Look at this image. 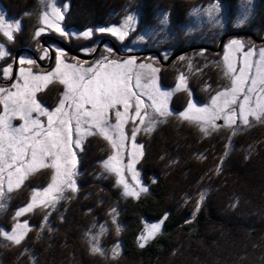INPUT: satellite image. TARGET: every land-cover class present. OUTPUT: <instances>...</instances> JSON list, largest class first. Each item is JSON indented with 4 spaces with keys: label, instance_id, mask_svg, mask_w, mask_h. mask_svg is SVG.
Listing matches in <instances>:
<instances>
[{
    "label": "trees",
    "instance_id": "16d2710c",
    "mask_svg": "<svg viewBox=\"0 0 264 264\" xmlns=\"http://www.w3.org/2000/svg\"><path fill=\"white\" fill-rule=\"evenodd\" d=\"M24 1L31 0H3L2 4L7 13L17 16ZM65 1L69 7L65 25L75 28L108 20L117 22L127 9L138 14L139 28H144L150 26L156 11H164L175 32L165 46L175 52L202 43L179 33L178 28L184 24L190 7L211 0ZM219 1L228 9L235 7L238 0ZM255 2L257 13L253 23L244 26L246 29L230 30L239 31L241 34H236L239 37L248 36L243 34L246 31L252 32L254 37L249 36L257 41L255 38L264 33V0ZM228 28L223 34L230 32ZM31 39L23 34L15 36L11 49L14 53L21 47L31 49ZM65 44L77 50L82 42L71 39ZM217 46L218 43L212 45L215 49ZM197 51L198 48H190L182 52L184 59L176 57L170 63H160V79L170 85L180 69L187 74L192 97L203 100L226 78L218 51L211 48ZM61 89V85H55L47 91L46 98L57 97ZM43 97L40 98L48 107ZM173 120L162 131L141 141V167L147 191L119 202V221L123 227L117 232L110 226L102 236L108 246L119 242L118 255L109 253L105 245L102 253H93L84 233L92 218L106 219L109 224L107 211L118 198L112 187L104 184L100 187V203L90 188L88 194L84 191L73 197L66 193L68 199H61L55 207L32 212L31 226L20 244L0 242V264H264V120L246 128L219 126L207 135L195 124ZM95 139L101 141L88 138L89 146L78 153L86 179L94 160L103 155L100 153L104 148L95 147L98 143L93 147L91 140ZM42 170L30 175L20 189L11 193L12 202L23 201L30 187L47 181L49 172ZM142 219L162 222L161 230L143 247L137 242Z\"/></svg>",
    "mask_w": 264,
    "mask_h": 264
},
{
    "label": "snow or ice",
    "instance_id": "6c2138e0",
    "mask_svg": "<svg viewBox=\"0 0 264 264\" xmlns=\"http://www.w3.org/2000/svg\"><path fill=\"white\" fill-rule=\"evenodd\" d=\"M46 8L41 15V23L60 35H70L60 23L64 20L67 7L62 9L57 7L53 0H47ZM218 11L219 5L216 4L207 9L209 16H214ZM161 22L167 23V18ZM134 26L135 17L129 15L121 25L101 28L99 31L108 32L123 41ZM45 27L36 30L35 37L41 36ZM20 30L19 21L8 22L4 15H0V34L8 41H13L15 33ZM92 34V31L88 30L80 35L88 38ZM243 47L238 40H232L225 46V75L231 76L230 88L212 97L210 106L197 107L189 100L187 109L179 114L184 120L199 123L205 135L208 134L209 127L213 129L219 127L215 124L217 119H223L225 126L228 127L237 125V121L249 126L250 118L264 120V49L259 50V59L255 61L252 60L256 55L253 49L244 52L243 62L237 69L230 61L229 53L238 52ZM43 52L41 59L48 54L47 49ZM8 55L9 52L0 43V59ZM64 55L62 51H56V68L51 72L33 74L30 68L28 70L21 68L20 76L12 83L11 88H0V104H3L4 108L3 114H0V201L6 198L7 193L20 189L30 175L42 168L53 169L51 183L42 192H33L31 202L15 213L17 218L32 211L41 196L44 199L39 201V206L55 207V202L63 198L66 189L73 192L77 190L74 179L77 174L75 172L77 160L73 149L82 151L83 142L88 136L99 134L109 141L116 154L104 162V167L107 171L121 176L122 169L117 165L121 159L120 149L125 147L123 142L128 139L124 126L129 120L133 122L131 139L135 151L128 153L131 159L127 168L133 173L134 178L138 177L134 166L138 160L137 153L142 156L143 151L142 146L135 143L137 132L143 126V131L150 133L160 122L157 117L171 116L173 113L168 108L169 99L174 91L186 88V77L181 74L175 90L162 91L155 75L159 69L151 64H137L135 58L118 62L104 57L95 65L83 68L65 63L62 59ZM19 63L34 65L35 61L21 58ZM253 66L256 68L254 75L251 74ZM146 69L149 71H143ZM11 76L12 67L9 65L3 69V78L10 79ZM57 78L65 86V91L55 110L48 111L36 99V92L43 90ZM133 79L134 87L131 83ZM140 89L142 91H137ZM145 93L151 101L148 105L141 99ZM133 100L135 105L132 103ZM117 106H122L124 111L121 112ZM133 107L134 114L130 115L129 109ZM113 109L116 110L115 124L109 122L108 115ZM33 113L37 114L35 118ZM39 116L47 117L46 126L39 120ZM14 118H19L23 124L13 127ZM137 119L139 124H136ZM112 161H115V164L111 163ZM117 183L124 185L125 195L138 196L140 192L147 191L146 187L139 184L138 179L136 186L139 191L135 188L130 189L123 179H118ZM203 198L202 194L201 201ZM3 207L4 204L0 203V209ZM161 223L152 224L146 230V234L140 237L141 247L160 231ZM28 230L27 222L17 223L11 233L2 232L0 235L15 244H20ZM92 239L96 241L92 245V252L102 253L98 238ZM113 254H119L118 247L113 249Z\"/></svg>",
    "mask_w": 264,
    "mask_h": 264
},
{
    "label": "rangeland",
    "instance_id": "374dc122",
    "mask_svg": "<svg viewBox=\"0 0 264 264\" xmlns=\"http://www.w3.org/2000/svg\"><path fill=\"white\" fill-rule=\"evenodd\" d=\"M3 0H0V15H4L6 20L8 22H15L19 21L21 23V30L15 33V36L18 35H27L31 37L30 45H31V51L35 50L36 52H30L26 49H19L17 51V55L15 57L16 62L13 66V50L11 49V43L13 44V41H8L7 38H5L2 34V39H0V43H2L6 50L9 52V55L4 57L3 59H0V88H11V85L13 82L17 80V78L20 76V69L24 68L25 70L31 69V72L33 74H44L51 72L53 69L56 68V51L60 50L65 55L62 57L64 59L65 63L67 64H73L77 65L83 68H87L90 66L95 65L98 61L103 60L104 57H108L110 60H116L118 62L129 59V58H135L136 63H145V64H151L153 67L158 68L159 72H157L155 75L157 77V83L159 84L162 91H173L176 89V85L178 82V77L183 74L186 77V88H181V90L174 91V94L171 96V98L168 101V108L173 113L171 116L167 117H157L158 122L154 128V130L150 133L143 131V126H141V130L137 132L135 137V143L137 145L142 146L143 151V140L145 138L150 137L152 133L156 131H162L166 124L171 123L174 121L173 119L177 120H184L180 118L179 114L181 112H184L185 109L188 107L189 100H191L194 104H196L197 107H205L210 106L212 97L216 96L218 93L223 92L225 89L230 88L231 86V76H226V66L224 61L225 56V46L229 45L230 41L232 40H238L240 41L244 47L238 51V52H230V61L239 69L243 62V53L247 52L249 49H253L256 52V55L252 57V60H258L259 59V50L264 49V33L262 36H260L257 41L252 39L249 35L254 34L252 32L246 31L248 33H243L248 36H237L236 34H241L239 31L230 30L232 28L240 29L245 28L246 25H250L249 23H253L255 20L254 15L257 13L256 7L257 3L255 0H238L235 7L226 8L225 5H223L219 0H211L209 2H206L204 4H196L193 7H190V9L185 14V22L183 25L179 26L178 32H182L183 35H191L193 40H201L202 43H195L194 45H200L205 44L209 45L211 43L212 45H217V43H220L217 46V48H211V50L215 52H219L218 57L221 62V68L222 73L224 74V77L226 78L223 83H221L211 94H205V98L203 100H196L192 97L190 89L188 87V77L185 72L182 70H177L175 72L174 78L170 80L171 84L167 85L163 83V80L160 79L161 76V69H160V62L157 60V56L151 51V49H155L159 51V56L161 60H167L172 52V50H168L165 46L167 40H170L173 35L174 31L172 30L169 22H168V16L167 13L162 11H156L154 13L153 21L148 27L139 28L140 19L138 17V14L133 12L132 9H127L123 14L119 16V19L117 22H114L112 20H108L106 22H103L101 24H94L92 26L88 25L83 28H75L73 26L65 25L66 21V14L69 10V7L67 5V2L65 0H53L55 5L60 8L67 7V11L64 13V20L61 21V27L70 35H60L57 31L46 28L41 23V15L43 12L47 10L46 3L47 0H31L29 2L24 1L23 6L17 13V16H12L9 13H7L6 9L4 8L2 4ZM219 5V11L214 14V16H209L207 9H209L212 5ZM10 12V11H8ZM129 15H132L135 17V26L133 30L129 31V34L125 37L123 41L119 40L116 36L108 33V32H100L99 29L101 28H109L114 26L121 25L125 18ZM112 17L113 14H109V17ZM167 18V23H162L161 21L164 18ZM27 30H25V27ZM245 26V27H244ZM45 27V31L41 34L39 37H35V32L39 28ZM229 27V28H228ZM229 29L230 34L227 35L223 34L226 29ZM246 29V28H245ZM91 30L92 35L88 38H83L80 34ZM237 32V33H236ZM251 33V34H250ZM109 36L113 39L116 45H112L105 37ZM105 36V37H104ZM94 37H100L97 40H95ZM58 39V40H57ZM78 40V42H82L80 44L79 48L82 54L90 55L88 58H81L79 61L76 60V56H74L70 51L66 50L59 41L67 42L69 40ZM85 41H90V44H85ZM38 44H35V43ZM66 45V44H65ZM211 45V46H212ZM67 46V45H66ZM98 47L95 51V47ZM21 48H27V47H21ZM190 48H198L199 51L197 52H203V49L207 47L203 46H197V47H190L188 46L187 49L183 50H189ZM47 49V56L44 59H41V56L44 55L43 50ZM111 51H108V50ZM115 51V52H114ZM120 53H117L119 52ZM182 51V52H183ZM182 52H178L175 56H172L173 58L171 61H173L176 57H179L181 59ZM217 52V53H218ZM13 53V54H12ZM21 58L25 59H32L35 61L34 65H28L24 64L21 65L19 63V60ZM79 59V58H77ZM83 60V61H81ZM169 61V63L171 62ZM11 65L12 67V76L10 79H4L3 78V69L7 66ZM159 66V67H158ZM145 72H148L149 70H143ZM256 68L253 66L251 69V74H255ZM166 78V77H164ZM22 82V81H21ZM132 85L134 87L135 85V79L132 80ZM61 85L62 89L59 93H57V97H54L53 99L49 100L46 98V93L48 90L54 89L55 85ZM15 91V89H12ZM46 91V92H45ZM65 91V86L59 82V79H53L51 83H49L46 87L43 88V90L36 92V99L38 102L41 103L43 107H45L48 111H53L58 106L60 100L63 97ZM142 91V89L137 90ZM181 92V93H180ZM39 93V94H38ZM39 95V96H38ZM44 95V97H43ZM40 97H43L47 99L49 106L43 104V101ZM141 99L144 101L145 105H148L151 103V101L148 99L147 94L141 96ZM242 99V97H241ZM223 101V98H221V103ZM183 102V103H181ZM133 105H135V100L132 101ZM90 107V106H87ZM121 112L124 111L122 106H117ZM115 109L109 111V122L111 124L116 123V115H115ZM4 108L3 104H0V114H3ZM129 114H134V107L129 109ZM35 118L37 116L36 113L32 114ZM223 115V113H221ZM39 120L47 125V117L46 116H39ZM187 122H190L188 120H184ZM258 122L255 119L250 118V125ZM191 124H195L196 127L201 129V125L196 122H190ZM21 124H23V121L19 118L12 119V125L13 127H19ZM136 124H139V120L137 119ZM215 124L218 126H225L223 119H217L215 120ZM228 127V126H226ZM235 128H246L248 126L243 125L239 121H237V125L233 126ZM216 129V128H215ZM211 127H209L208 131L215 130ZM133 130V122L132 120H129L125 126L124 131L128 137L127 140H125L123 143L125 145L124 148L120 149L121 153V159L118 167L122 169L121 176H117L116 173L107 171L104 167V162L109 159L110 156H113L116 154V150L113 149L111 144L108 140L104 139L103 136L96 134L88 136L82 145V148L87 146L88 138H100V142H96L97 140H91L92 145L94 147L95 143H98L95 147L104 148L101 149L103 152L100 154H103L101 157L98 158V160H94V164L91 169V173L89 179H86L85 173H83V169L79 165L78 162V153L81 152L79 149H73L76 152V168L75 172L77 173L74 177L76 188L77 190L73 192L71 189H66L63 193V198L61 199H68L65 197V194L72 195L73 197H79L80 193H83L84 191L86 194L89 193V189L91 188L93 190V196L98 198V202L102 200L101 198V189L100 187L104 184L110 185L112 188L111 191H114L113 193L117 196V200L112 202V204L109 206V209L107 211V219L109 221V224L106 222V219H99V218H92V220L89 222L88 226L84 228V233L86 236V239L89 243L90 248H92V245L96 243L92 239V237H97L99 241V247L102 249L105 245L107 247V251L109 253H113V249L118 247V252L120 251V244L119 242L112 243V246H108V242L103 241V237L106 234V230L108 227H114L116 231L118 232L123 227V222L119 221V206L121 202H123L126 198H137L144 194L145 192H140L138 196H130L125 195V188L123 184H118V179H123L126 181L131 188H135L136 191H139V188L136 186V180H139V184L143 187L147 188V183L144 181L143 175H142V165L141 162L143 160L142 156H138V160L135 163V172H137L139 175L138 177L134 178L133 173L129 171L127 168V165L131 159V157L128 155L130 152H134L135 150L132 147V139H131V133ZM142 141V142H141ZM89 146V145H88ZM87 146V147H88ZM111 163L115 164V161H112ZM43 169V170H42ZM40 170L45 171L48 170L49 177L47 181L41 185V186H32L27 190V195L25 199L21 202H12L10 199L11 193H7L6 198L3 201H0V203L4 204L3 209H0V233L7 232L11 233L12 229L15 227L17 223H24L27 222L28 227L31 226L29 220H31L30 214L34 212L35 210H46L51 209V206H39V201L44 199L43 196L39 197L37 199V206L34 207V209L30 212H26L20 217H16L15 213L22 207H25L29 202H31L33 197L34 191H41L46 188L49 183H51V178L53 175V169L51 168H42ZM86 169V167H85ZM38 172V171H37ZM35 172L34 174H36ZM111 194V192H110ZM91 196V195H90ZM60 199V200H61ZM55 202V206L59 203V201ZM120 202V204H119ZM115 210V211H113ZM88 211V210H87ZM90 217H92V214H90ZM161 223V220H144L142 219V227L140 232L137 235V242L141 244L140 237L144 234H146V230L152 225ZM162 227V223H161ZM103 229V231H102ZM161 230V228H160ZM27 234V233H26ZM149 240V239H148ZM147 240V241H148ZM3 241H9L6 239L3 235H0V242ZM12 242V241H10Z\"/></svg>",
    "mask_w": 264,
    "mask_h": 264
},
{
    "label": "water",
    "instance_id": "95a60500",
    "mask_svg": "<svg viewBox=\"0 0 264 264\" xmlns=\"http://www.w3.org/2000/svg\"><path fill=\"white\" fill-rule=\"evenodd\" d=\"M237 33V32H236ZM245 33H248V32H245ZM227 34H230V32L229 33H227ZM251 34V33H250ZM252 37H253V35H252ZM112 45H116L115 44V42L113 41V39L111 38V37H109V36H107V37H105ZM256 39V38H255ZM261 38H259V40H260ZM58 40V39H57ZM256 40H258V39H256ZM59 43L66 49V50H68V51H70L74 56H76V57H78V58H88L90 55H85V54H82L81 52H78V51H75V50H73V49H70L69 47H67L63 42H61V41H59ZM220 43H221V41L218 43L219 44V47H220ZM197 47V46H203V47H207V48H212V46H210V45H205V44H200V45H191L190 47ZM188 47H184L183 49H181V50H178V51H175L174 53H172L171 54V56L167 59V60H161V58H160V56H159V52L157 51V50H155V49H151V51L157 56V59H158V61L161 63V64H165V63H168L169 61H171V59L173 58L172 56H175L178 52H182L183 50H185V49H187ZM19 49H26V50H28V51H30V52H32L30 49H28V48H19ZM19 49H17L16 51H15V53H14V58H13V66L15 65V62H16V59H15V57H16V55H17V51L19 50Z\"/></svg>",
    "mask_w": 264,
    "mask_h": 264
},
{
    "label": "flooded vegetation",
    "instance_id": "af4514ba",
    "mask_svg": "<svg viewBox=\"0 0 264 264\" xmlns=\"http://www.w3.org/2000/svg\"><path fill=\"white\" fill-rule=\"evenodd\" d=\"M227 35H229V34H227ZM230 35H231V34H230ZM60 41H61V40H60ZM61 42H63V41H61ZM63 43L65 44V42H63ZM94 49H95V51H96V49H98V47L96 46ZM75 51L81 52L79 47H78L77 50H75ZM117 53H120V51L117 52ZM77 58H78V57H77ZM80 59H81V58H80Z\"/></svg>",
    "mask_w": 264,
    "mask_h": 264
}]
</instances>
